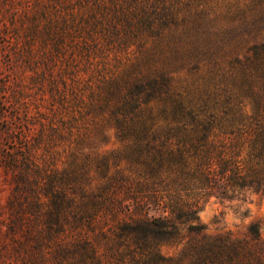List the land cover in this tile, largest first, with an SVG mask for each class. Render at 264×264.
I'll use <instances>...</instances> for the list:
<instances>
[{"label": "trees", "instance_id": "16d2710c", "mask_svg": "<svg viewBox=\"0 0 264 264\" xmlns=\"http://www.w3.org/2000/svg\"><path fill=\"white\" fill-rule=\"evenodd\" d=\"M7 53L0 264H264L194 224L264 198V0H0Z\"/></svg>", "mask_w": 264, "mask_h": 264}, {"label": "rangeland", "instance_id": "374dc122", "mask_svg": "<svg viewBox=\"0 0 264 264\" xmlns=\"http://www.w3.org/2000/svg\"><path fill=\"white\" fill-rule=\"evenodd\" d=\"M215 3L216 0H214ZM9 58L8 53L0 55V67L6 72L10 69ZM111 142H113L112 138H110V143L102 148V151L117 147ZM5 148V141L0 138V244L4 241L2 234L8 218L6 200L11 187V175L4 168L2 159ZM196 217L197 221L194 224L201 225L204 233L211 238L218 232H230L234 238H242L247 228L254 225L260 240L264 242V198L259 199L247 193L230 201L217 200L214 196L204 198L199 204ZM180 248V246L166 247L162 249V253L166 256H176Z\"/></svg>", "mask_w": 264, "mask_h": 264}]
</instances>
